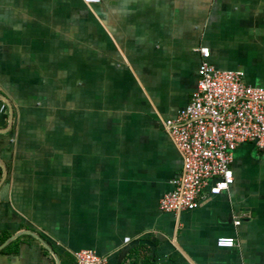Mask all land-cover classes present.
Wrapping results in <instances>:
<instances>
[{
	"label": "crops",
	"instance_id": "crops-1",
	"mask_svg": "<svg viewBox=\"0 0 264 264\" xmlns=\"http://www.w3.org/2000/svg\"><path fill=\"white\" fill-rule=\"evenodd\" d=\"M200 48L264 87V0H0V235L34 233L0 264H264L254 143L227 190L160 207L184 164L164 121L197 90Z\"/></svg>",
	"mask_w": 264,
	"mask_h": 264
},
{
	"label": "built area",
	"instance_id": "built-area-1",
	"mask_svg": "<svg viewBox=\"0 0 264 264\" xmlns=\"http://www.w3.org/2000/svg\"><path fill=\"white\" fill-rule=\"evenodd\" d=\"M199 52L197 90L175 118L164 121L184 158L182 172L171 181L173 189L160 200L164 211L192 210L206 191L219 195L227 190L234 182L232 162L241 143L252 142L264 153V87L244 83L241 71L219 70L210 63L208 48ZM218 243L234 247L236 238L223 236ZM75 257L78 264L107 263L91 250Z\"/></svg>",
	"mask_w": 264,
	"mask_h": 264
},
{
	"label": "water",
	"instance_id": "water-1",
	"mask_svg": "<svg viewBox=\"0 0 264 264\" xmlns=\"http://www.w3.org/2000/svg\"><path fill=\"white\" fill-rule=\"evenodd\" d=\"M2 97H3V96H2ZM3 99L7 102L8 106H9V110L11 111V123H10V125L13 127V125H14V117H15V115H14V109L11 108V104L8 102L7 98L3 97ZM3 130H6V129H0V132L3 131ZM0 161H1V163H2L1 158H0ZM2 165H3L4 169H5V173H7V169H6L5 165H4L3 163H2ZM24 232H28V233L34 234L33 232L28 231V230H26V231H22V232H20V233H24ZM20 233H19V234H20ZM19 234L16 233V234L11 235L9 238H7V239H6V240L0 245V249L3 248L5 245H7L9 242H11L13 239H15ZM36 236H37V238H38L39 240L42 241V243H43L47 248H49V249H50V250H51V251H52V252L58 257V255H57V253L54 251V249H53L51 246H49L48 243H47L43 238H41V237L38 236V235H36Z\"/></svg>",
	"mask_w": 264,
	"mask_h": 264
},
{
	"label": "trees",
	"instance_id": "trees-1",
	"mask_svg": "<svg viewBox=\"0 0 264 264\" xmlns=\"http://www.w3.org/2000/svg\"><path fill=\"white\" fill-rule=\"evenodd\" d=\"M9 237L8 234H4V235H0V244H2L7 238ZM18 239L13 240L12 242H10L9 244H7L2 250L1 252H13L17 250V246H18ZM148 264H156L155 262H148Z\"/></svg>",
	"mask_w": 264,
	"mask_h": 264
}]
</instances>
